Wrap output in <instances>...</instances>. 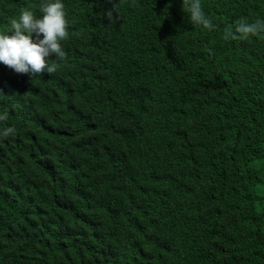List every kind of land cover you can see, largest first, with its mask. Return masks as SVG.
<instances>
[{
  "label": "trees",
  "instance_id": "trees-1",
  "mask_svg": "<svg viewBox=\"0 0 264 264\" xmlns=\"http://www.w3.org/2000/svg\"><path fill=\"white\" fill-rule=\"evenodd\" d=\"M189 2L65 0L57 70L0 65V264H264V34L222 38L264 0Z\"/></svg>",
  "mask_w": 264,
  "mask_h": 264
},
{
  "label": "clouds",
  "instance_id": "clouds-1",
  "mask_svg": "<svg viewBox=\"0 0 264 264\" xmlns=\"http://www.w3.org/2000/svg\"><path fill=\"white\" fill-rule=\"evenodd\" d=\"M189 20L212 31L216 25L206 15L201 0L187 3ZM65 0H39L35 8L27 7L0 29V65L29 78L52 74L57 70L52 60L66 58L64 42L69 38L70 22ZM264 34V18L243 21L223 32L224 40H247ZM6 96L0 88V100ZM9 113L0 112V141L17 135L14 125L7 124Z\"/></svg>",
  "mask_w": 264,
  "mask_h": 264
}]
</instances>
